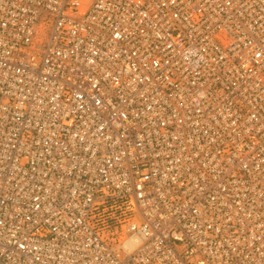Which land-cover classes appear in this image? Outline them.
Wrapping results in <instances>:
<instances>
[{"label": "built area", "instance_id": "built-area-1", "mask_svg": "<svg viewBox=\"0 0 264 264\" xmlns=\"http://www.w3.org/2000/svg\"><path fill=\"white\" fill-rule=\"evenodd\" d=\"M0 264H264V0H0Z\"/></svg>", "mask_w": 264, "mask_h": 264}]
</instances>
